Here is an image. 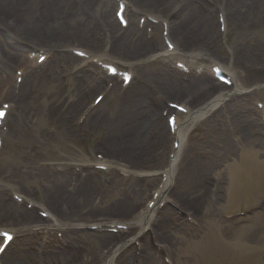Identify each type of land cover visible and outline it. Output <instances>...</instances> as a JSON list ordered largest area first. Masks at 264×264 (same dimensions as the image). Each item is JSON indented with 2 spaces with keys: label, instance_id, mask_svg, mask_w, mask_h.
Returning a JSON list of instances; mask_svg holds the SVG:
<instances>
[{
  "label": "bare ground",
  "instance_id": "bare-ground-1",
  "mask_svg": "<svg viewBox=\"0 0 264 264\" xmlns=\"http://www.w3.org/2000/svg\"><path fill=\"white\" fill-rule=\"evenodd\" d=\"M74 1L75 0H0V27L6 31H13L12 33H16L23 39V44H35L38 46V49H53L57 56L59 54V49L68 46L67 44L70 42H77V40L72 38H77L79 41L85 43L88 49H93L96 47L95 45H98V42L101 41V37H98V35L101 36L100 30L103 28L105 30L109 29L112 34L113 42L111 54L116 55L117 58L106 54L94 56V58H98L100 61L111 59L117 62L124 61L125 64H130V66L134 67L136 70V81L133 89L128 90L123 97L125 99L123 102L125 106L124 110L128 109L127 114L125 112L123 114L120 110L116 118H106L107 113H104L105 115L99 113L96 118H94L93 126L97 127L101 124L100 126L106 130L100 143L101 147L94 146V148L101 149L99 150L103 154V158L95 162L82 160L79 164L85 165L86 171L79 174L74 172L75 174L73 173V175H71L70 170L63 175L55 172L50 173L49 178L51 181L49 180V184L43 183V188L37 193L40 195L42 201L40 204L48 209L47 212L50 213L51 218H53V222L45 227L49 229L46 233L49 234L51 230L54 231L55 226L58 228L67 226V229H65L67 231L65 233L64 242L69 248H61L58 251L39 240L37 243H30L29 246L32 247L31 244H38V247L34 248L36 252L42 251L40 255L34 257L29 252L20 254L13 250L7 257L6 264H21L20 260L25 257L31 259L35 258V264H79L78 254L72 250L79 249L84 241H89L90 239L96 241L97 246H101V244L104 245L101 251L107 250L103 253L104 256L95 259L91 264H136L138 259V264H143L141 263L143 260L144 264H160V256L153 251L155 243L159 245L166 244L165 246H167V249L165 251L171 255L174 264H177L175 261L177 259L176 247L179 243L174 241L173 237H177L178 233L185 234L186 232H192V229L200 228L202 224L201 220L203 222H208L210 220V215L207 214V208L205 209L206 205L211 208V214L217 213L218 197L212 193L209 187L206 188V174H217L219 164L232 159L234 147L237 146L236 141L233 140L234 131L239 133V135L244 133L249 134V148L254 147L253 149H255L261 146L262 143L257 136L262 127L261 121L253 116L246 107H243L244 110L241 111H231L235 106V100L226 103L225 106L221 108V104L226 98L230 99L231 97V95H229L231 90L227 94L220 91V88H222L221 84H219L218 87H211L205 90L201 95L206 92L211 93L208 97L197 101V97L189 94L182 95V92L197 83H200L203 88L205 87L203 82L190 79L188 81L189 85L187 86L182 84L181 76L170 73L169 70L168 72H159L158 70H156V72L152 71L150 66V62H152L151 58L155 60L152 63H159V61H163L161 63H172L170 60L164 58H176L180 56V53L184 55L193 51L209 52V47L214 46L217 31L215 32L214 21L207 15L204 6L197 8L196 3L190 0L185 6H180L178 8L179 11L172 13L177 4V2L172 0H129L132 31L129 34H125L127 31L121 30L120 22H118L116 18H113L112 15L109 16L113 8L111 7L112 3L116 0H106L100 7L103 16L108 15L109 17L104 18L102 16L101 21L90 20L86 26H83L79 19L85 15L86 11H90L92 8H88L87 4L81 2L82 0H76L78 1L76 11L74 8H71L70 12L74 14V16L71 14L66 16L65 14L68 9L67 5L74 4ZM262 4L264 6V0H236L231 5V12L224 10L225 18L228 20L229 16L231 22L233 21L235 26L243 31L251 27H256L257 24L260 27L264 26L246 17L251 9L256 10L258 7L260 9ZM33 11H36L34 15ZM136 15L140 16V18H146V20H152L153 18L160 23L167 24L170 36L172 37L171 40L176 45L175 50L169 51L163 49L161 52H158L160 50L159 42L148 37L144 29L139 32L138 26H140V19H137ZM210 28L211 33H209ZM25 34L28 35L24 36ZM98 38L100 39L98 40ZM246 38L249 39L251 37L246 36ZM65 40L66 42L63 44L62 41ZM252 43L254 44L252 45ZM204 44L207 47L205 49L202 47ZM154 53L156 55L160 54V56L154 57ZM255 53L261 55L264 53V50L259 47L258 44L255 45V42H246V47L243 46L241 52L235 55L238 56L236 57V62L240 60L245 66L242 72L246 73L250 71L254 73L259 79L257 80L258 83V81L261 80L260 78H264V63L257 64V62L254 61L256 58L254 55ZM14 55L9 53H7V55L4 54L5 63L9 66H14L22 61L21 57ZM148 55L150 56L146 59L145 56ZM70 57L63 59V62L71 63ZM250 61L256 63L253 68V65L250 66L249 64ZM49 65L50 62L43 68L37 67L31 70H29V68V71H26L24 67V70L28 72V74L24 80L22 93L19 98L14 97L17 99L18 103L15 109L18 114H20L17 117H25L28 111L33 108V106L26 105H28L27 103L38 90L37 86L39 83L43 81H46V83L48 82L46 87L49 85V82L50 86H55L51 95L52 99L50 103L47 104L46 112L48 116L51 117L52 114L59 113L60 119L70 120L69 116L73 115L72 113L76 106L79 107L84 104L85 97L80 96L78 98L77 96L75 98L77 101L75 106L73 104L65 106V104H67L65 101L67 100H63V96L61 95V81L56 79L57 75L55 70L52 67L49 68ZM67 65L70 67L69 64ZM224 67L228 72H232L233 70L232 62L225 64ZM256 67H259V70L255 69ZM167 68L170 69V67ZM91 75L94 74H88L87 77L83 78V83H81L83 85L78 86L77 92H75L76 94H78L79 91L82 92V89L85 90L88 86L97 88L100 85H104L107 80L101 77L100 81H95L96 78L91 77ZM234 76L236 81L235 87L237 90L241 91L243 89V84L240 82L241 79L236 73ZM207 77L205 76V78ZM37 81L38 85L36 84ZM85 83L88 84V86H86ZM1 84L2 82L0 80V85ZM151 84H153V86H150ZM145 88H149L151 92L158 91L164 96V101L162 100L160 103H163L171 113L176 109L167 106V96L174 95L175 98L183 97L181 99L187 101L190 110L188 113L190 114L189 117L188 115L185 117L180 114L179 122L183 121V124L180 126L178 122V129H175L174 132H172L170 125H165L166 127L161 126L158 121H162L164 118L161 119L159 117L156 108L147 105V96L150 93L145 90ZM86 95L87 94H85V96ZM151 99L152 98L149 100ZM35 104L36 103L33 105L35 106ZM211 112L213 115L210 116ZM220 113L226 115L225 126L228 128L219 129L220 131L212 127L209 129L207 122L212 121L211 119L214 117L216 118V116H220ZM153 118L157 121L154 124L152 121ZM195 119L202 120V123L205 125V133L208 134L209 138H212L205 146L203 144L202 146L212 151L205 152L206 150L204 148L203 151L200 152V155L193 156V158L189 157L186 163L188 166L183 170V173H177L178 156L185 140L184 123L186 122V124L190 125L191 121ZM199 126L202 127V125ZM163 129L171 131L169 132L171 135L168 133V137L172 136L175 140L179 139L181 145L176 151V161L169 163L168 160L164 166L167 180L161 188L158 187V189H156L158 197L154 209L150 210V207L147 206L138 212V210H136L137 203H133L130 200V195H138L142 198L146 193V189L140 184L139 179L129 182L126 186L127 195L112 203L110 206L96 205L95 199L100 194V186L102 185L100 179L102 172L94 171L91 173L92 169H89V166L95 164L104 165L108 168L123 166L127 169H140L144 166L142 164L144 160L151 159L150 162H153L156 159L153 155L154 153L149 156L151 149L156 146H164L168 137L166 139L163 138ZM147 130L148 132H146ZM147 134H150L149 141L147 140ZM150 140L154 142V144L150 142ZM226 149H228L229 152L231 151L230 157L228 155L229 152L226 153ZM252 161L251 155L245 151L243 161L229 166L232 170V197H238L243 190L252 187L253 181L247 183L248 177L250 180L253 177ZM32 171L33 169L31 172ZM32 175L41 180L45 177H43L40 171H35ZM67 179L68 183L64 184ZM9 182L18 185V187L21 185V183L15 180H9ZM214 182L215 181L210 180L208 184L213 186ZM13 188L18 191L17 186L13 185ZM0 195V217H3L2 221L7 224V227H12V230L17 232L16 225L22 221H29L30 219H32L31 222L36 223L38 227H42L39 224L43 221L40 219L38 220L34 213H26L27 211L24 210L23 214H21V211H15V205H13L3 193ZM31 195L34 196L35 192L31 191ZM212 196L214 197L213 200ZM152 198L151 200L154 201ZM167 198H169V201L172 200L177 203L183 210H190V212L193 213L190 215L192 217L197 216L200 220L195 219L196 224H190L187 221H181L174 217L171 211L164 210L165 206L160 210L161 207L159 204L166 201ZM12 220H14V222ZM136 220H139L138 223L148 220L150 223L149 230L151 229V231H153V237L151 236L148 238L147 236V240L141 243V255L139 257H136L132 252L128 253L129 250H123L124 246L118 250L114 249V246L110 248L117 238V234L113 232L95 234L80 231L78 229L80 226H86L95 221H99L98 224L105 227L107 223L112 221H117L119 224L131 225L132 222ZM55 222H58V224L55 225ZM156 225L158 226L156 227ZM109 228H112V226L109 225L106 227V229ZM138 231L140 232V230ZM19 232L22 233V230ZM191 234L192 233L188 234V236ZM144 235L145 234H143V236ZM251 238L253 237L251 236ZM21 239H23V245L32 242L28 237H22ZM116 240H120V238ZM133 240L139 241L137 238ZM170 243L174 245L172 248L169 246ZM54 246L55 245H53V247ZM56 246L59 247V244L56 243ZM96 251L98 253L101 252L99 250ZM177 254L179 257V251H177ZM28 263L33 264L30 262ZM184 264H187V262Z\"/></svg>",
  "mask_w": 264,
  "mask_h": 264
},
{
  "label": "rangeland",
  "instance_id": "rangeland-1",
  "mask_svg": "<svg viewBox=\"0 0 264 264\" xmlns=\"http://www.w3.org/2000/svg\"><path fill=\"white\" fill-rule=\"evenodd\" d=\"M193 1L195 2L196 0ZM235 1L236 0H227L225 5L226 11L231 12V7H232L231 5ZM75 2L76 0L74 1V4ZM104 2H106V0H90L89 2H87L86 4L88 5V8L91 7L92 9L90 11L89 10L86 11L85 15L80 17L79 19L80 23H82L83 26H86V24L90 20L101 21L103 12L100 10V7ZM74 4L67 5L68 9L66 10L65 13L66 16L69 14L74 16V14L70 12L71 8H74ZM111 7L113 8L111 9V14H109V16L110 15L114 16L115 13L114 3H112ZM35 12L36 11H33V15ZM109 16L107 15L103 17L107 18ZM246 17L264 25L263 4L260 9L259 7L256 10L251 9L249 11L248 16ZM102 31L103 30H100V32ZM131 31L132 30L130 29L129 31L125 32V34H129ZM161 31H162L161 27H159V32H158L159 36H161ZM12 32L13 31H6L0 27V45L2 52L6 55L7 53H9L13 55L16 54L18 56H23V58L26 59V57H28V53H26L25 50L26 48H30V47L33 48V45L30 43H28L27 45L23 44L22 43L23 39L20 38L16 33H12ZM209 33H211V28ZM26 35L28 34H25L24 36ZM246 36H250L251 38L248 39L246 38ZM98 37L101 36L98 35ZM72 39L77 40L78 43L70 42L67 45L75 44V45H80L78 47H82V46L83 48L87 47L85 43L79 41L77 38H72ZM99 39L100 38H98V40ZM199 40H200V36H199ZM65 42L66 40L62 41L63 44ZM246 42L248 43L255 42V45L258 44V46L264 50V26L260 27L257 24L256 27H251L243 31L239 27L235 26L233 21L231 22V19L228 16L227 36L221 43H219L218 49H216V47L213 46L212 48L209 47V50L213 54V56L216 57L222 64H227L229 62L228 57H229L230 47H233L235 49L234 51L235 54H237L241 52L243 46L246 47ZM99 43L100 42H98V45H95L96 46L94 47L95 51L92 52L97 53L96 51H101V46L99 45ZM253 44L254 43H252V45ZM10 46L15 47V49H12V47ZM70 47L66 46L61 48L60 56L58 57L59 59L57 60L55 58V61L53 62L51 61L52 62L51 64H52V68H54L55 73L57 75L56 79L59 81L60 79L62 80L60 88L62 89L61 95L63 96V100H67L65 101L67 103L65 104V106H68L70 104H73L75 106V103L77 102L75 98L77 96L78 98L80 96L85 97L84 104L79 107L76 106L75 110L73 109L74 110V112L72 113L73 115L69 116L70 120L60 119L59 113L57 114L54 113L55 115L52 114L51 117L48 116V113L46 112L47 104L50 103V100L52 99L51 95L54 91L53 88H55L54 85L50 86V82H49V85L47 87L45 85V87L41 89L40 93L38 94V97H36L35 99H33L31 103L26 105V106H33V108L30 111H28L25 117L23 118L17 117L20 114H18L16 109L12 110L8 121L9 130L5 136L6 139L5 146L2 154H0V194L3 193L5 197L12 198L11 196L12 194L9 191L10 190L12 191L14 185L17 186L19 192L25 194L26 196L35 198L34 200L36 201L39 200L40 202H42L40 199V195L37 193L41 188H43L44 186L43 183L49 184V180H50L49 174L55 172L56 165H64V166H70V164L77 165L79 164V161H81L80 158H84L85 160L91 161L94 159V156H96L97 153L101 152L100 148H96L97 150L95 152L92 151V148L94 146L101 147L100 143L103 138L105 128H102L100 126L101 124L98 125L97 127H94L93 126L94 118H96V116L99 113H103V114L107 113L106 118H110V117L116 118L120 110L123 114L124 112L127 114L128 109L124 110L125 106L123 102L125 101V99L123 98L124 96L123 92H126L130 87H132L131 89H133L134 84H131V86H128L121 90L122 88L121 80L119 78L118 80L114 79L113 83L114 86L116 85V87H111V88L108 87V90H110L108 91L107 86L105 85H100L99 87L95 88L94 86H88L86 82L85 84L88 87L85 90L82 89V92L79 91L78 94L75 93L77 92L78 86L83 85L81 84L83 83V78L87 77L88 74L95 73L94 75H91V77L96 78L95 81H100L101 77L104 78L105 73H103L100 68L94 66L84 67L83 63H81L80 60H77L74 57H70L71 63L62 62L63 56L65 58L66 56H69L68 50L70 51L71 49V51H73V49ZM202 47L204 49L207 48L205 44ZM49 50L51 51V53L54 54L53 49H49ZM254 55L256 56L254 61L257 62V64L264 63V53H262L261 55L255 53ZM233 61L234 62H232L233 64L232 68L234 72H239L238 75L240 76L241 79L240 82L243 84L244 87H250L254 89V91L248 93L249 95H246L245 92L242 93L240 92L237 94L236 92H232V99L223 102L221 104L222 106L221 108H223L226 103H230L231 101L235 100V106L231 109V111L233 110L241 111L244 110L243 107H246L247 110L250 112L253 106V103H251L253 97L264 98V78H260L262 81L260 80L261 82L258 81L259 83H257V80L259 79L254 73H251L250 71H247L246 73L242 72L245 66L240 60L238 62H236V60ZM0 64H1V68L3 69V72H5V70H8L10 74L8 75L7 79H5L7 82L6 85L5 86L0 85V93H2L1 91L3 90V87H5V89L9 91L8 93L5 91L6 92L5 95L11 98L10 95L13 93L12 83H14V77H15L14 72L16 71V69L20 68L19 66L22 63L19 62L15 66L10 65L9 66L10 68H8L4 63H0ZM67 64H69L70 67ZM249 64L250 66L253 65L252 68L256 65V63H253V61H250ZM122 66L132 69V71L135 72L134 68L128 67L125 64H122ZM151 68L152 71H154L155 66L153 65ZM255 69L259 70V67H256ZM38 81L36 83L37 85H38ZM181 81L183 85H187V86L189 85V82H184L182 78ZM150 86H153V84H151ZM196 87H198V89L202 88L200 83L194 84L187 90L183 91L182 95L189 94L195 97V95L191 92ZM205 87H207V85H205ZM145 90H147L150 93L147 96V101H148L147 105L159 109L161 104L160 101L162 100L164 101L165 97L162 96L158 91L151 92L149 91V88H145ZM226 90L228 89L223 88V90L221 91L224 92ZM102 92H107L105 93L106 97L103 103L94 110L93 114L90 116L91 118L90 117L88 118V121H86L84 127L83 128L81 127V130L83 129L82 131L77 128L76 130H74L81 111L85 107L87 106L89 107L94 97H96L95 96L96 94ZM210 93L211 92H206L203 95H200L199 97H197V101L208 97ZM85 94L87 95L85 96ZM9 98L4 97V99H9ZM150 98L157 99L156 104L153 103L150 104L149 103ZM181 98L183 97L175 98L174 95L167 96L168 101L174 103L183 102L180 101ZM158 102L160 104H158ZM34 103H36L35 106L33 105ZM211 115H213L212 112L210 116ZM219 115L220 116L218 117L216 116V118L215 117L212 118L211 119L212 121L207 122V126H209L208 127L209 129L210 127H212L220 131L219 129L228 128L225 126L226 115L224 113H220ZM34 117L37 118V121L32 123V119ZM152 121L153 124L157 122L155 118H153ZM159 124L162 126L161 123ZM199 125H202V127H200ZM203 125L204 124L202 123V120H198V119L192 120L190 125L186 123L184 124L185 140L177 164V173L178 172L183 173V170L188 166L186 165V163L188 162L189 157L193 158V156H196L198 154L200 155V152L203 151L204 148L206 150L205 152L212 151L204 147L205 144L208 143V141L212 140V138H209L208 134L205 133V125L204 126ZM71 130L74 131V133L72 135H69ZM146 132H148V130ZM162 133L164 135L163 138L166 139L168 137L167 130L163 129ZM263 133L264 132L260 128L257 136L259 141L262 143V145L253 149L254 147L249 148L248 146L249 144L248 141L250 140L248 133L241 134L242 135L241 136L239 135V133H236L234 131L233 140L236 141L237 146L234 147L235 149L232 159L220 163L217 168L218 169L217 174L209 173L206 174L205 176L206 188L209 187L212 193L218 197L217 213L211 214V208L208 205H206L205 209L207 208L206 210L207 214L210 215V220L208 222H203L201 220L202 224L200 228L192 229V232H186L185 234L178 233L177 237H173L174 241L179 243V245H177L176 247L177 259L175 261L177 262V264H181V263L184 264L186 262L187 264H264V138L261 136ZM149 137L150 134H147L148 141H149ZM150 142L152 141L150 140ZM152 143L154 144V142ZM172 144H173V140L168 137V139L164 143V146H156L153 149H151L149 156H151L152 153H154L153 155L155 156L156 159L153 162H150L151 159L144 160L142 162L144 166L140 169L132 170L133 171L131 172L132 177L129 179H127L128 177L125 178V181H132V179L137 180L138 178L136 177V175H138V173L141 172V174L144 175L143 177H145V178H141L140 180L143 182V184H148L151 181L152 184H156L157 179H159L160 176L159 174L162 171L163 166L165 165V161L167 162L169 160L170 154L172 153V148H173ZM202 144L204 146H202ZM225 151L226 153L229 152L228 149H226ZM245 151H247L251 155L253 160L252 161L253 177L251 180L248 177L247 180V183L253 181V184L250 189H247L248 191L245 189L246 191L243 190V192L238 197H232L231 194V192L233 191L231 189L232 170L231 168H229V166L237 162L243 161ZM230 154L231 151L228 154L229 157ZM32 169L33 171L31 172ZM38 170L40 171L41 174H43V177L45 176L43 180L39 179L38 177L35 178L32 175V173L35 171L39 172ZM121 178L124 177L120 175L119 179L121 180ZM9 180H15L21 183V185L18 187V185L9 182ZM210 180L215 181L213 186H210L208 184ZM66 183H68V179L65 181L64 184ZM31 191H34L36 195L32 196ZM123 194L125 195L124 191H121L119 189V185L109 186L106 189V192L104 193V197L99 200L101 201L100 205L110 206L112 203L121 199L124 196ZM130 196L133 200H138L139 198L138 202L142 206L141 208H145L150 198V193L146 192L142 198L138 195H130ZM213 198L214 197L212 196V200ZM175 204L174 206L177 209L178 208L182 209V207L177 205V203ZM25 205L27 206L28 204ZM166 206L167 207L164 210H169L168 208L170 206L168 204ZM20 207L24 208L25 206L23 205ZM183 211L190 212V210L188 211L183 210ZM23 212L24 211L21 209V214H23ZM35 212L37 216H39L42 219V216L40 215L38 208L37 210H35ZM188 214H193V213L190 212ZM193 217H192L193 222H195V219L200 220V218L197 216H193ZM2 218L0 217V221H1L0 223L1 225H5V222L2 221ZM12 221L14 222V220ZM157 226L158 225H156V227ZM132 232L133 230L127 231L126 233L121 231L120 233L124 234L123 235L124 238H127L128 236H132ZM145 232L147 235V230ZM90 233H95V232H90ZM190 233L192 234L188 236V234ZM39 235L42 236L41 234ZM251 236L253 238H251ZM27 237L31 239L32 242H29L26 245L22 244L23 239L17 240L16 238L12 242L4 258L2 259V264L3 263L6 264L7 257L9 256L10 253L13 252V250L17 251L20 254L29 252L34 257L41 254V252H36L33 248L29 246L30 243H37V241H39L40 238H34L31 235H28ZM43 238H45V235H43ZM143 240L145 239H142V241ZM84 243L85 244L83 245V247L84 248L87 247V250L85 252V257L86 258L88 257V260L86 263H88L91 259L94 258L95 260L98 256L102 255V253H98L96 250L101 251L104 248L103 244H101V246H97L96 241L92 239H90L89 241H84ZM155 244L156 247L158 248V251L160 249L161 251L165 252V250L167 249V246H165L166 244L163 245H159L158 243ZM31 245L33 246L37 244H31ZM169 246L172 248L174 245L170 243ZM177 251H179V255H180L179 257ZM162 258L163 259H159L160 264H168L165 263L168 261L169 264L173 262L171 256L170 258L166 256H163ZM165 259H167L168 261H166ZM20 262L21 264H29L28 262L35 264V258L31 259L25 257L22 258ZM141 263L144 264V260L141 261Z\"/></svg>",
  "mask_w": 264,
  "mask_h": 264
},
{
  "label": "snow or ice",
  "instance_id": "snow-or-ice-1",
  "mask_svg": "<svg viewBox=\"0 0 264 264\" xmlns=\"http://www.w3.org/2000/svg\"><path fill=\"white\" fill-rule=\"evenodd\" d=\"M3 115V112H0V116H2ZM9 239H10V237H8Z\"/></svg>",
  "mask_w": 264,
  "mask_h": 264
}]
</instances>
